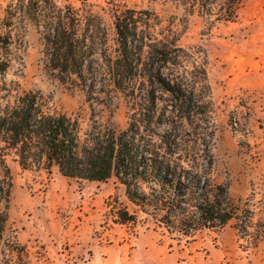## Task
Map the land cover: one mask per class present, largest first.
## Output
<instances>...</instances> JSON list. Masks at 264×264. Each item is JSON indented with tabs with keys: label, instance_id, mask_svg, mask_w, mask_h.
<instances>
[{
	"label": "rangeland",
	"instance_id": "obj_1",
	"mask_svg": "<svg viewBox=\"0 0 264 264\" xmlns=\"http://www.w3.org/2000/svg\"><path fill=\"white\" fill-rule=\"evenodd\" d=\"M36 1L0 0V57L10 58L0 77L41 90L53 109L81 113L84 125L96 107L116 128L128 126L151 98V83L141 79L144 71L132 72L129 83L135 88L126 81L118 84L113 74L121 56L115 22L130 8L138 44H146L135 58L150 57L158 64L166 57V72L196 86L190 118L174 111L171 96L157 87L159 113H167L155 119L179 126L177 134L191 156L198 157L205 140L211 143L216 181L228 183L232 196L253 211L263 236L254 243L227 224L178 243L149 227L144 216L135 225L114 222L110 209L116 201L132 210L115 177L90 181L66 177L57 167L23 170L8 157L12 188L9 201H0L8 212L0 251L5 248L14 263L15 250L25 246L29 264H264V93L242 84L251 67L243 59L250 46L258 49L264 34V0H236L232 10L230 0H39L32 15ZM59 13H71L87 36L82 73L57 67L51 59L46 26ZM153 42L159 46L152 47ZM152 245L172 260H155L145 251Z\"/></svg>",
	"mask_w": 264,
	"mask_h": 264
},
{
	"label": "trees",
	"instance_id": "obj_2",
	"mask_svg": "<svg viewBox=\"0 0 264 264\" xmlns=\"http://www.w3.org/2000/svg\"><path fill=\"white\" fill-rule=\"evenodd\" d=\"M35 3L32 15L39 10V0ZM235 3L230 0L227 8L232 10ZM131 11L125 10L115 22L121 56L113 65V74L120 84L131 82L134 70L144 71L141 79L144 84L151 83V98L149 105L138 107L132 114L128 126L116 128L112 121L103 119L96 107H92L84 125L81 113L53 109L41 90L26 89L0 77V168H4L0 201L10 199L12 169L7 158L12 157L23 170L57 167L66 177L90 181L115 177L132 206L131 210L118 201L112 205L110 213L116 223L135 225L144 216L142 221L152 224L149 227L178 243L189 242L200 230L232 224L246 238L258 242L263 236L262 228L254 225L253 211L232 196L228 183L215 179L211 143L205 140L198 147V157L191 156L190 147L177 134L179 126L155 119L167 113H159L157 87L171 96L174 111L190 118L196 103V86L166 72V57L158 64L150 57L135 58L137 50L146 44H138L137 21H130ZM71 17V13H59L55 21L53 16L45 37L55 66L82 73L87 36L79 32L76 19ZM10 35L11 31L6 35L7 42ZM154 42L152 47L159 46ZM4 47L8 49V45ZM9 64L10 58L0 57L3 75ZM130 86L129 83L127 87ZM152 126L158 130L150 133ZM7 222L8 212L0 208V248L6 243ZM25 248L15 250L18 259L14 263L13 255L2 248L0 264H29Z\"/></svg>",
	"mask_w": 264,
	"mask_h": 264
},
{
	"label": "crops",
	"instance_id": "obj_3",
	"mask_svg": "<svg viewBox=\"0 0 264 264\" xmlns=\"http://www.w3.org/2000/svg\"><path fill=\"white\" fill-rule=\"evenodd\" d=\"M255 25H252V29ZM264 30V24H260ZM258 49L256 50L255 46H250L249 54L243 59V61L247 63H251L249 74L244 77L246 79L242 82L244 86L256 88L259 91L264 93V34L257 40ZM255 64H259L258 67ZM152 251L154 253L155 260H172V256L170 254H166V252L159 246H150L146 248L145 251Z\"/></svg>",
	"mask_w": 264,
	"mask_h": 264
}]
</instances>
